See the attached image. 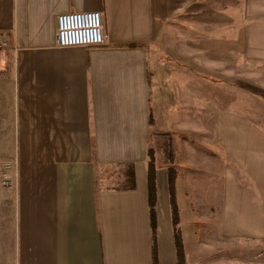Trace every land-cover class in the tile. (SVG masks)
I'll return each instance as SVG.
<instances>
[{
  "label": "crops",
  "instance_id": "0c3cea01",
  "mask_svg": "<svg viewBox=\"0 0 264 264\" xmlns=\"http://www.w3.org/2000/svg\"><path fill=\"white\" fill-rule=\"evenodd\" d=\"M194 6L264 0H0V264H153V132L173 138L185 264H264V116L216 114L213 57L184 34ZM92 11L105 45L58 48V17ZM155 163L158 262L177 264Z\"/></svg>",
  "mask_w": 264,
  "mask_h": 264
},
{
  "label": "rangeland",
  "instance_id": "374dc122",
  "mask_svg": "<svg viewBox=\"0 0 264 264\" xmlns=\"http://www.w3.org/2000/svg\"><path fill=\"white\" fill-rule=\"evenodd\" d=\"M192 18L199 22V31L185 28L184 34L193 36L201 56L209 50L213 57L216 114L239 109L236 105L242 100L248 106L241 109L249 115L264 116V6H194L185 12V21L190 23ZM105 187L121 188L123 184L115 177Z\"/></svg>",
  "mask_w": 264,
  "mask_h": 264
},
{
  "label": "trees",
  "instance_id": "16d2710c",
  "mask_svg": "<svg viewBox=\"0 0 264 264\" xmlns=\"http://www.w3.org/2000/svg\"><path fill=\"white\" fill-rule=\"evenodd\" d=\"M150 85V81H149ZM151 125H154V119L151 116ZM153 137L156 142L157 149L161 150L164 155L165 164L168 169V187L170 194V204L172 211V223L174 228V237L177 250V264H185V252L183 247V241L180 230V220L178 207L176 203V168L174 163V148L173 138L169 133H155ZM149 163H148V194H149V208L151 217V227L153 235V264H159L158 252H157V218H156V204H157V188H156V170L157 165L155 163V151L149 149L148 151ZM125 177V189L133 190L135 188V172L133 165H128L124 171Z\"/></svg>",
  "mask_w": 264,
  "mask_h": 264
},
{
  "label": "built area",
  "instance_id": "2783aa9c",
  "mask_svg": "<svg viewBox=\"0 0 264 264\" xmlns=\"http://www.w3.org/2000/svg\"><path fill=\"white\" fill-rule=\"evenodd\" d=\"M58 48L102 47L105 45L104 24L99 12L62 14L57 19ZM8 45L0 41V55ZM1 62V57H0ZM6 166L0 161V187H10Z\"/></svg>",
  "mask_w": 264,
  "mask_h": 264
}]
</instances>
